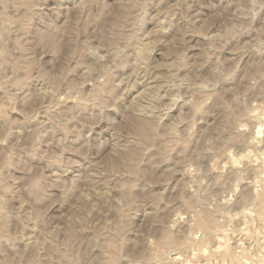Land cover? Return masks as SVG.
<instances>
[{
    "label": "clouds",
    "instance_id": "9594fccd",
    "mask_svg": "<svg viewBox=\"0 0 264 264\" xmlns=\"http://www.w3.org/2000/svg\"><path fill=\"white\" fill-rule=\"evenodd\" d=\"M0 264H264V0H0Z\"/></svg>",
    "mask_w": 264,
    "mask_h": 264
}]
</instances>
